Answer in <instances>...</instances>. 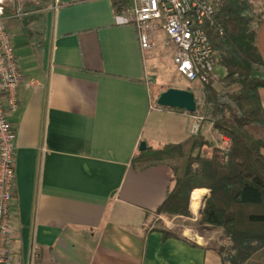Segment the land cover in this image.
<instances>
[{"label":"crops","instance_id":"0c3cea01","mask_svg":"<svg viewBox=\"0 0 264 264\" xmlns=\"http://www.w3.org/2000/svg\"><path fill=\"white\" fill-rule=\"evenodd\" d=\"M113 1L8 0L5 6L19 67L33 82L19 87L10 118L16 131L12 264H227L215 248L183 234L165 238L161 230L170 228L150 224L173 188V173L131 160L141 141L149 149L183 142L192 123L186 111L153 102L152 81L158 95L188 85L158 81L160 60L173 55L160 24L152 48L142 50L135 26L120 18L131 0L120 12ZM257 32L264 58V25ZM256 72L264 77V69ZM258 96L264 110V88ZM200 135L211 142L207 157L229 145L208 122ZM209 192L194 189L188 211ZM242 264H264V247Z\"/></svg>","mask_w":264,"mask_h":264},{"label":"trees","instance_id":"16d2710c","mask_svg":"<svg viewBox=\"0 0 264 264\" xmlns=\"http://www.w3.org/2000/svg\"><path fill=\"white\" fill-rule=\"evenodd\" d=\"M113 2L118 12L128 4V0ZM251 11L249 0H220L215 14L217 28H209L207 33L219 52V63L226 69L220 80L222 88L187 82L188 88L193 86L199 94H194L196 110L187 113L202 116V122L210 123L229 145L214 148L209 157L201 156L202 147L211 142L200 135L199 129L183 142L146 148L131 160L138 168L163 164L172 170L173 188L152 216L187 215L191 191H210L200 223L222 229L232 241L227 257L217 251L229 264H242L264 247V110L258 96V89L264 88V77L255 75L264 69V58L256 45L258 28L264 24L259 21L253 28ZM161 233L165 238L176 236L169 231Z\"/></svg>","mask_w":264,"mask_h":264},{"label":"built area","instance_id":"2783aa9c","mask_svg":"<svg viewBox=\"0 0 264 264\" xmlns=\"http://www.w3.org/2000/svg\"><path fill=\"white\" fill-rule=\"evenodd\" d=\"M8 0H0V264H12L10 205L14 193V142L16 131L11 122L18 108V89L32 85L22 73L14 52L12 36L7 26L10 17L5 12ZM220 0H131L120 13L123 23H132L142 50L152 48V31L160 24L167 43L173 48L175 71L184 80L197 85L219 79L218 52L207 30L216 27L215 14ZM217 28V27H216ZM221 34V31H219ZM189 135H195L203 121L200 115H191ZM225 149V148H222ZM37 257L33 249L32 260Z\"/></svg>","mask_w":264,"mask_h":264},{"label":"rangeland","instance_id":"374dc122","mask_svg":"<svg viewBox=\"0 0 264 264\" xmlns=\"http://www.w3.org/2000/svg\"><path fill=\"white\" fill-rule=\"evenodd\" d=\"M249 1L251 3V9H252L251 14L254 17L252 26L253 28H257L256 26H258L259 21L262 24H264V0H249ZM218 63H219V59H218ZM160 64H161L160 69L163 70V72L158 76V81L162 83L164 86H166L167 83H170L183 87V85L187 83V81H185L180 75H178L174 71V64L172 60H170L169 58H163V60H160ZM217 71L220 77L217 81L212 82L211 85L216 89H221L222 87L220 84V80L224 76V73L220 68H218ZM255 73H256L255 75L259 74L258 72ZM158 86L159 85H157L155 81H152L151 95L153 102L156 101V98L158 97V92L160 91L158 89ZM187 89L193 90L196 97L199 96L198 92L194 90L195 88L193 86ZM202 150H200L201 154L199 153L201 156L206 157L207 153H211V149L207 148L206 146H203ZM201 198L202 196L198 200L196 207L197 209L193 210L192 213L189 212L187 215L156 214L154 216H151L150 224L155 226L159 225V226H164L165 228H170L171 231L175 234H183L194 241H199L202 244H205L206 246L215 248L216 251L221 250L222 253L224 254L223 256L227 257L228 254H231L232 252L231 251V247L233 245L232 241L224 235L222 229L214 228L209 225H204L200 223V218H201L200 212L203 210L205 200L207 199L205 198L204 200H202ZM189 200H190V196H189Z\"/></svg>","mask_w":264,"mask_h":264},{"label":"water","instance_id":"95a60500","mask_svg":"<svg viewBox=\"0 0 264 264\" xmlns=\"http://www.w3.org/2000/svg\"><path fill=\"white\" fill-rule=\"evenodd\" d=\"M156 104L165 108L182 109L186 112L193 113L196 110V101L194 93L188 89L168 87L160 92L156 98ZM144 141L139 144V150L146 149Z\"/></svg>","mask_w":264,"mask_h":264},{"label":"bare ground","instance_id":"6f19581e","mask_svg":"<svg viewBox=\"0 0 264 264\" xmlns=\"http://www.w3.org/2000/svg\"><path fill=\"white\" fill-rule=\"evenodd\" d=\"M195 200H196V199H194V201H195ZM198 200H199V199H198ZM194 201H193V203H194V206H196V205H197V203H198V201H197V202H194Z\"/></svg>","mask_w":264,"mask_h":264}]
</instances>
